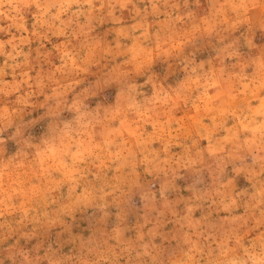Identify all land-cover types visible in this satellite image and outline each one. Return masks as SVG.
<instances>
[{
  "label": "clouds",
  "instance_id": "clouds-1",
  "mask_svg": "<svg viewBox=\"0 0 264 264\" xmlns=\"http://www.w3.org/2000/svg\"><path fill=\"white\" fill-rule=\"evenodd\" d=\"M0 264H264V0H0Z\"/></svg>",
  "mask_w": 264,
  "mask_h": 264
}]
</instances>
